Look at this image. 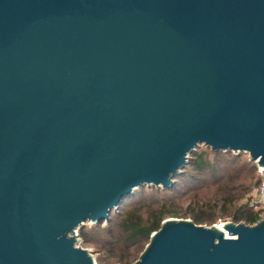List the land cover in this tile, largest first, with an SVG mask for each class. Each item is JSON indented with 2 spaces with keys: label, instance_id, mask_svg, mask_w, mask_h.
<instances>
[{
  "label": "water",
  "instance_id": "95a60500",
  "mask_svg": "<svg viewBox=\"0 0 264 264\" xmlns=\"http://www.w3.org/2000/svg\"><path fill=\"white\" fill-rule=\"evenodd\" d=\"M201 144L264 167V0H0V264H95L76 229ZM220 223L134 264H264V217Z\"/></svg>",
  "mask_w": 264,
  "mask_h": 264
},
{
  "label": "rangeland",
  "instance_id": "374dc122",
  "mask_svg": "<svg viewBox=\"0 0 264 264\" xmlns=\"http://www.w3.org/2000/svg\"><path fill=\"white\" fill-rule=\"evenodd\" d=\"M199 151L203 152L202 157L205 159L206 164L197 167L190 165L193 161L192 158L188 159L189 164L183 169V173H179L174 178L175 182H173V188L170 190L153 185H144L135 189L126 202L117 208L116 211L119 213L111 212L109 215L110 221L109 219L101 223L86 221L81 228L76 229L77 245L90 251L95 264H122L119 260L127 256L132 246L115 241V236L120 234L117 221L126 210L136 203L154 207L160 205L166 199L168 208L176 210L178 214L176 216H166L162 222L169 218L192 221L189 215H185L188 203L197 199L203 201L208 197H213L217 193L218 184L222 181L231 182V184L239 187L238 190H243L249 186L250 188L246 191L243 199L245 201L254 190L256 180L259 178V166L256 162L250 160L249 154L232 151H218V153H215L203 144L194 150V152ZM262 217H264V211L261 213ZM224 221L232 220L230 217H219L211 224L203 223L202 225H220L222 224L220 222ZM80 233L86 235L87 240ZM146 245L147 243L144 248ZM140 254H138V258ZM138 258L136 256V260ZM136 260L132 259L131 264H134Z\"/></svg>",
  "mask_w": 264,
  "mask_h": 264
},
{
  "label": "trees",
  "instance_id": "16d2710c",
  "mask_svg": "<svg viewBox=\"0 0 264 264\" xmlns=\"http://www.w3.org/2000/svg\"><path fill=\"white\" fill-rule=\"evenodd\" d=\"M214 152L218 153V151ZM190 155L189 159H193L190 165L202 167L206 164L205 159L202 157V151H193ZM188 162L183 169L187 167L189 164ZM183 169L180 173H183ZM258 183L259 178L256 180L255 187ZM173 185L174 183L170 187L163 189L170 190L173 188ZM238 188L239 187L231 184L229 181L220 182L218 184V189H216L217 193L213 197H208L203 201L197 199L188 203L185 215H189L196 224H211L219 217H230L234 223L254 224L261 219V213L249 207L243 200L246 191L249 190L250 187L247 186L243 190H238ZM129 197L130 196L124 198L121 204L126 202ZM165 200L166 199H164V202L160 205L154 207L136 203L123 214L121 213L122 215L117 221L120 234L115 236L114 239L116 242H123L130 247L132 246L127 256L119 260L122 264H131L132 259L136 260V256L138 258V254L142 252L144 245L148 243L150 235L160 228L161 222L166 216H176L178 214L176 210L168 208L166 204L167 201ZM112 212L119 213L118 211ZM110 220L109 217V221ZM80 234L87 240L86 235L83 233Z\"/></svg>",
  "mask_w": 264,
  "mask_h": 264
},
{
  "label": "built area",
  "instance_id": "2783aa9c",
  "mask_svg": "<svg viewBox=\"0 0 264 264\" xmlns=\"http://www.w3.org/2000/svg\"><path fill=\"white\" fill-rule=\"evenodd\" d=\"M245 202L249 207L260 213L264 211V167L259 166V183Z\"/></svg>",
  "mask_w": 264,
  "mask_h": 264
},
{
  "label": "bare ground",
  "instance_id": "6f19581e",
  "mask_svg": "<svg viewBox=\"0 0 264 264\" xmlns=\"http://www.w3.org/2000/svg\"><path fill=\"white\" fill-rule=\"evenodd\" d=\"M221 229L223 228V223L222 224H220V225H218Z\"/></svg>",
  "mask_w": 264,
  "mask_h": 264
}]
</instances>
